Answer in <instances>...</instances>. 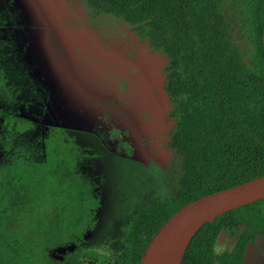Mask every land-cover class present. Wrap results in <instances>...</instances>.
<instances>
[{
  "label": "trees",
  "instance_id": "obj_1",
  "mask_svg": "<svg viewBox=\"0 0 264 264\" xmlns=\"http://www.w3.org/2000/svg\"><path fill=\"white\" fill-rule=\"evenodd\" d=\"M85 1L94 12L112 15L129 26L138 45L134 54L139 73L147 74V65L158 64L156 85L169 105L166 146L173 158L164 175L172 189L166 186L164 200L154 193L121 238L120 264H139L150 240L178 210L264 175V0ZM20 45L10 10L0 3V69L5 79L0 103L10 96L13 106L32 122L31 128H18L4 150V162L16 150L12 162L25 174L17 176L21 185H12L9 201L0 199L1 224L6 219L20 221L24 213L31 218L38 206L56 208L60 196L53 187L45 192V185L54 186L68 177L56 167L46 172L41 122L51 114L58 121V106ZM71 194L83 212L78 216L82 223L98 200L87 192L84 197L81 189ZM7 210L9 217L4 216ZM29 218L27 227H31ZM54 231L56 238L63 233L59 226ZM225 240L231 246L219 250ZM33 246L38 252L34 256ZM46 252L43 242H32L21 232L0 233V264H48L52 260L45 263ZM93 256L98 261L100 255L78 242L56 264H85ZM251 257L264 264V200L202 227L182 264H249Z\"/></svg>",
  "mask_w": 264,
  "mask_h": 264
},
{
  "label": "rangeland",
  "instance_id": "obj_2",
  "mask_svg": "<svg viewBox=\"0 0 264 264\" xmlns=\"http://www.w3.org/2000/svg\"><path fill=\"white\" fill-rule=\"evenodd\" d=\"M0 3L10 10L13 31L30 65L56 98L58 121L51 114L41 122L46 172L56 167L68 173L54 186L45 185V192L53 187L60 196L56 208L51 204L36 207L28 217L31 227H27V213L20 221L6 219L0 223V233L21 232L32 242H43L45 263L52 260L48 264L61 262L78 242L100 255L98 261L93 256L85 264H120L124 229L154 193L164 200L166 186L172 189L164 175L173 155L166 146L171 124L166 121L168 102L156 85L158 64L150 63L147 74L141 75L135 65L138 45L129 26L112 15L94 12L85 0ZM4 81L0 69V87ZM3 101L0 199L7 203L12 185H21L17 176L25 173L12 162L16 150L5 162L4 150L12 144L16 130L32 122L13 106L10 96ZM79 189L84 197L87 192L98 200L97 208L89 209L82 223L78 216L83 212L71 194ZM10 214L7 210L4 216ZM54 226L63 230L58 238L53 237ZM231 244L225 240L219 250ZM34 248L33 256L38 253ZM250 259L249 264L257 263L256 257Z\"/></svg>",
  "mask_w": 264,
  "mask_h": 264
},
{
  "label": "water",
  "instance_id": "obj_3",
  "mask_svg": "<svg viewBox=\"0 0 264 264\" xmlns=\"http://www.w3.org/2000/svg\"><path fill=\"white\" fill-rule=\"evenodd\" d=\"M262 40L264 46V33ZM260 200H264V175L191 202L161 226L139 264H182L190 243L202 227Z\"/></svg>",
  "mask_w": 264,
  "mask_h": 264
},
{
  "label": "flooded vegetation",
  "instance_id": "obj_4",
  "mask_svg": "<svg viewBox=\"0 0 264 264\" xmlns=\"http://www.w3.org/2000/svg\"><path fill=\"white\" fill-rule=\"evenodd\" d=\"M167 141H168V139H167ZM171 162H172V159H171ZM124 235V234H123Z\"/></svg>",
  "mask_w": 264,
  "mask_h": 264
}]
</instances>
